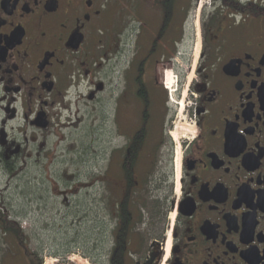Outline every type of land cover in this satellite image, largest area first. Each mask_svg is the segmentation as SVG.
I'll list each match as a JSON object with an SVG mask.
<instances>
[{
	"label": "flooded vegetation",
	"instance_id": "flooded-vegetation-1",
	"mask_svg": "<svg viewBox=\"0 0 264 264\" xmlns=\"http://www.w3.org/2000/svg\"><path fill=\"white\" fill-rule=\"evenodd\" d=\"M127 51L116 98L130 94L133 118L101 177L106 264H264V0H0V170L22 160L27 130L62 117L70 90L104 106L107 57ZM173 59L191 127L160 173L131 142L146 130L150 81ZM19 253L0 264H31Z\"/></svg>",
	"mask_w": 264,
	"mask_h": 264
},
{
	"label": "rangeland",
	"instance_id": "rangeland-1",
	"mask_svg": "<svg viewBox=\"0 0 264 264\" xmlns=\"http://www.w3.org/2000/svg\"><path fill=\"white\" fill-rule=\"evenodd\" d=\"M111 33L109 41L117 49L119 41L125 39L118 38L113 27ZM130 59L129 51L117 59L107 57L117 66L113 71L106 66V91L101 97L104 106L99 104L98 95L92 101L86 99L88 91L84 85L77 91L70 90L65 104L68 110L62 117L54 116L49 130L42 134L27 130L28 145L22 160L11 174L0 170V209L7 220L19 225L25 236L21 246L0 229V256L19 251L21 254L24 250L40 256L42 264H106L108 245L101 243L99 232L101 177L109 171L111 150L123 147L130 132V94L119 100L125 93L128 77L124 70ZM182 65L183 62L173 59L171 65L157 71L158 84L151 80L147 88L146 134L140 161L152 156L149 163L156 160L158 167L154 170L160 173L169 170L171 150L191 127L185 113L186 88L180 79L185 73ZM91 79L93 83L98 81L95 74L90 75ZM191 80L190 76L188 82ZM110 95L113 96L109 100ZM133 105L137 131L142 124V105ZM56 113L50 111V117ZM112 166L120 170L119 161Z\"/></svg>",
	"mask_w": 264,
	"mask_h": 264
},
{
	"label": "trees",
	"instance_id": "trees-1",
	"mask_svg": "<svg viewBox=\"0 0 264 264\" xmlns=\"http://www.w3.org/2000/svg\"><path fill=\"white\" fill-rule=\"evenodd\" d=\"M145 134H146V131L143 130L142 133L138 134L136 139L133 140V142H131V145L134 146V149H132L130 152L131 156L133 154H136V156H137V154L140 153V149L144 144ZM133 157H134V155H133ZM122 169H125L126 171L129 170L128 167H123ZM10 173H12V171ZM0 229L4 233V235L8 234V235H11L12 237H14V239H16V241L19 243V245L22 246L24 244L25 236H24L22 230L20 229L19 225L13 223L12 221L7 220V216H5L2 213L1 209H0ZM25 254L28 257V259L30 260L31 264H42V259H39L37 257V254L30 253L28 251H25Z\"/></svg>",
	"mask_w": 264,
	"mask_h": 264
},
{
	"label": "bare ground",
	"instance_id": "bare-ground-1",
	"mask_svg": "<svg viewBox=\"0 0 264 264\" xmlns=\"http://www.w3.org/2000/svg\"><path fill=\"white\" fill-rule=\"evenodd\" d=\"M167 74V73H166ZM172 79V78H171ZM173 81V80H172ZM169 83H171V80L169 79ZM165 84H166V75H165ZM171 86V85H170ZM168 86V87H170Z\"/></svg>",
	"mask_w": 264,
	"mask_h": 264
}]
</instances>
